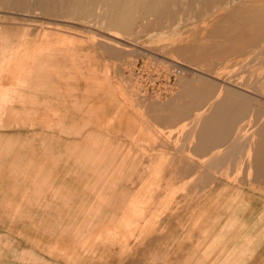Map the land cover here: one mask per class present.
<instances>
[{"label": "rangeland", "instance_id": "374dc122", "mask_svg": "<svg viewBox=\"0 0 264 264\" xmlns=\"http://www.w3.org/2000/svg\"><path fill=\"white\" fill-rule=\"evenodd\" d=\"M97 1L77 20L49 0L48 14L34 0L0 1V216L27 224L26 264H51L40 253H65L48 241L62 238L72 264H264V181L253 180L264 169V81H246L263 69L264 4L175 2L147 21L135 1ZM146 51L188 67L175 95H143L128 77ZM185 83L187 103L153 108ZM212 103L225 107L206 112ZM207 124L252 141L190 144Z\"/></svg>", "mask_w": 264, "mask_h": 264}, {"label": "bare ground", "instance_id": "6f19581e", "mask_svg": "<svg viewBox=\"0 0 264 264\" xmlns=\"http://www.w3.org/2000/svg\"><path fill=\"white\" fill-rule=\"evenodd\" d=\"M0 1H3L4 3H9V4H11V5H20L22 2H23V0H0ZM50 1V4H49V6L51 7V8H58V9H60V11H59V14H58V16L59 17H63V18H69V19H73V20H77V19H80L81 18V12H82V7L84 6V4H90V3H97L98 1L97 0H90L89 2H83V0H49ZM125 1H128V0H118V2H120L121 4H122V2H125ZM132 1H135V3H137V4H139V5H141V9L140 10H142L143 12H141L140 14H139V16L141 17L142 16V18H144V20H147L148 21V19L149 18H151V17H153V15H157L158 17H164V16H170V15H172V6H173V4L175 3V2H177V3H179V5L181 4V6L183 7L184 5H186V4H188V2H193V3H197V4H205V3H212V4H224L225 5V7H227V8H230L231 10L232 9H234V10H237L238 8H236L235 6L237 5L236 3L238 2V3H241V2H245V1H252V0H132ZM41 2H42V0H34V5H38V9H43V11L46 13V14H48V11H49V8H44V7H42L41 6ZM257 2H259V5L260 6H263V4H264V0H262V1H257ZM136 4V5H137ZM29 6V5H28ZM29 9H30V7H27V10L26 11H29ZM222 9H224V8H222ZM221 9V10H222ZM230 10V11H231ZM209 11V10H208ZM255 15H264V8L262 7V12H255ZM264 17V16H263ZM210 18V17H209ZM220 19V18H219ZM141 20V19H140ZM113 24H112V26L114 27V28H118V26L119 27H121V29H124V27H122V26H120V25H117V22H115V19L113 18ZM204 21V20H203ZM148 23V22H147ZM149 25L151 24V23H148ZM231 24V23H230ZM137 26H138V24H137ZM140 26V25H139ZM137 28V27H136ZM229 28V27H228ZM231 30V29H230ZM124 31V30H123ZM219 33V32H218ZM222 36V35H221ZM229 36H231V35H229ZM232 38V37H231ZM220 39V38H219ZM227 39V38H226ZM233 39V38H232ZM223 43V42H222ZM221 44V43H220ZM260 45V44H259ZM215 46V45H214ZM217 47H218V45H216ZM261 46V45H260ZM264 46V45H263ZM216 47V48H217ZM258 47V46H257ZM211 48V47H210ZM253 48H255V47H253ZM260 48V47H259ZM262 48V47H261ZM261 48H260V50H261ZM227 50V49H226ZM250 50V49H249ZM251 50H252V48H251ZM254 50V49H253ZM257 50V49H256ZM256 50H255V54L254 55H257L256 54ZM246 51V50H245ZM262 51V50H261ZM257 52H258V50H257ZM144 55H149V54H151L152 52H149V51H146V52H142ZM259 53H260V51H259ZM258 53V54H259ZM240 54V53H239ZM229 55V54H228ZM239 56V55H238ZM237 56V57H238ZM162 57V56H161ZM255 58H257L258 57V55H257V57L256 56H254ZM253 57V58H254ZM262 57H263V55H262ZM235 58V57H234ZM252 58V57H251ZM233 59V58H232ZM231 59V60H232ZM249 59V58H248ZM262 59V58H261ZM261 59L259 60V62L261 61ZM229 60V59H228ZM244 60V59H243ZM254 60V59H253ZM257 60V59H256ZM263 60V59H262ZM249 62H250V60H248ZM227 62V61H226ZM244 62V61H243ZM249 62H245V63H249ZM253 62V61H252ZM224 63H225V61H224ZM245 63H243V65L245 64ZM258 63V62H257ZM253 65V64H252ZM240 66H242V64L240 65ZM239 66V67H240ZM257 66V65H256ZM255 66V68H257ZM250 67H251V65H250ZM260 67H262L263 69H261L260 68V70H261V72L259 73V72H255L256 74L254 75V74H248V73H246V74H248V76H247V80L246 81H253L256 77H258L257 79L259 80L260 78H262V80L264 81V61H263V66H260ZM254 68V69H255ZM238 69V68H237ZM236 69V70H237ZM259 68H257V70H258ZM242 71H244V70H242ZM251 71V70H250ZM255 71H256V69H255ZM233 74H234V72H235V70H234V72H233V70L231 71ZM231 75V74H230ZM229 75V76H230ZM228 76V77H229ZM232 77V76H231ZM230 77V78H231ZM182 78V76H180L179 77V79H181ZM237 78V77H236ZM239 78V77H238ZM179 82V81H178ZM233 82V81H232ZM254 83L256 82V81H253ZM253 82L252 83H250V84H253ZM249 83V82H248ZM261 83V82H260ZM263 83V82H262ZM261 83V84H262ZM249 84V85H250ZM244 85H245V83H244ZM249 85H246V86H249ZM245 86V87H246ZM259 86H260V84H259ZM258 86V87H259ZM225 87V86H224ZM249 87H251V86H249ZM248 87V88H249ZM252 87H253V85H252ZM183 90H182V93L180 94V98L178 99V100H176V101H170V102H168V103H159V104H154L153 106V108L155 109V108H157V109H159V108H162V107H173V106H176L177 104H178V101L179 102H181V101H185V103H187V98L189 97V96H191L192 95V86L190 85V84H188V83H185L184 85H183ZM260 88V87H259ZM221 90H222V87H221ZM220 89H219V93H222V91H221ZM228 90H232V89H228ZM260 90V89H259ZM178 91V90H177ZM196 91V90H195ZM248 93V92H247ZM257 94H258V91L256 92ZM176 94V93H175ZM174 94V95H175ZM220 95V94H219ZM219 95L217 94V97L219 98ZM223 95V94H222ZM244 95V94H243ZM252 96H253V93H252ZM251 96V97H252ZM227 97V96H226ZM225 97V98H226ZM246 97V96H245ZM217 98V99H218ZM241 98V97H240ZM257 98V97H256ZM255 98V99H256ZM177 99V98H176ZM186 99V100H185ZM220 99V98H219ZM237 99V98H236ZM235 99V100H236ZM249 99H250V97H249ZM194 100V99H193ZM222 100V99H221ZM234 100V101H235ZM219 101V100H218ZM223 101H224V99H223ZM248 101V100H247ZM250 102L252 101V100H249ZM259 102V101H258ZM211 103V102H210ZM241 103V102H240ZM246 102H244L242 105L243 106H245L244 104H245ZM248 103V105H250V103L249 102H247ZM253 104V103H252ZM255 104V103H254ZM204 105V104H203ZM247 105V104H246ZM248 105H247V107H248ZM228 106V108H230V106L229 105H227ZM243 106H240V107H243ZM255 105H253V107H254ZM197 107V106H196ZM207 107H209V109H207L206 110V112L207 111H211V112H213L214 113V111H217V110H221L223 107H225L224 106V104L223 103H217V105H213V103L212 104H208V106H205V107H203V108H207ZM238 107V106H237ZM237 107H236V109H237ZM246 107V108H247ZM202 108V109H203ZM246 108L244 109V110H246ZM255 108V107H254ZM227 109V108H226ZM231 109V108H230ZM225 109H223V111H224ZM241 110V109H240ZM240 110H238V112L240 111ZM244 110H242L243 112H244ZM253 108H252V111L250 110V112L251 113H253ZM222 111V112H223ZM248 111V110H247ZM201 111H199L198 113H194V115H196V116H198L199 115V113H200ZM230 112V111H229ZM237 112V111H236ZM202 113H203V111H202ZM234 113H235V111H234ZM246 113V112H245ZM248 113V112H247ZM250 113V114H251ZM198 114V115H197ZM204 114H205V111H204ZM237 114V113H236ZM209 115V114H208ZM208 115H207V117H208ZM221 115V114H220ZM203 116V115H202ZM204 116H206V115H204ZM210 116H211V114H210ZM226 116V115H225ZM230 116V115H229ZM234 116V115H233ZM239 116V115H238ZM242 116V115H241ZM244 116H246V115H244ZM244 116L242 117V119L244 118ZM197 118V117H196ZM238 118V117H237ZM236 118V119H237ZM264 118V117H263ZM189 119H190V117H189ZM192 119V118H191ZM224 119H225V117H224ZM200 121V120H199ZM198 121V119H197V122H199ZM201 121H202V118H201ZM205 121V120H204ZM260 121H262L261 123H263V121H264V119H262V120H260ZM206 122V121H205ZM205 122L203 123V124H205ZM222 122V121H221ZM238 122H240V121H238ZM237 122V123H238ZM192 123V122H191ZM261 123H259V124H261ZM194 124H196V123H193V127H188L187 126V128L186 129H188V128H194L195 129V125ZM251 124V123H250ZM199 125V124H198ZM198 125H196V126H198ZM246 125V124H245ZM249 125V124H248ZM252 125V124H251ZM190 126H192V125H190ZM226 126V125H225ZM236 126H237V124H236ZM186 127V126H185ZM199 127V126H198ZM258 127V126H257ZM256 127V128H257ZM197 128V127H196ZM238 128V127H237ZM254 128H255V126H254ZM254 128H253V132H255L254 131ZM186 129H185V133L187 132L186 131ZM235 129V128H234ZM247 129V128H246ZM250 129H252V127H250V125H249V130ZM236 130V129H235ZM191 131V130H190ZM195 131V130H194ZM233 131V130H232ZM191 132H193V129H192V131ZM191 132L189 133L190 135H191ZM235 132V131H234ZM234 132H233V135H234ZM250 132V131H249ZM183 133H184V130H183ZM195 133V132H194ZM198 137H194L192 140H189V141H191L190 142V144H201L203 141L204 142H208V143H214V142H228L229 143V141H232L231 143H233L234 144V148H240L241 150L243 149L242 147L244 146V147H246V145H248L249 146V144H250V142L252 141L251 140V138H250V135L249 134H247L246 136H245V141H242V139H239L238 138V136H234V138H232V136L230 135L231 134V132H230V130L229 129H224L223 127H221V125H214V124H212V125H210V124H207L206 125V127L202 130V131H200V132H198ZM235 135H237V134H235ZM253 135V134H252ZM252 135H251V137H252ZM186 136V135H185ZM199 136H201V137H199ZM187 137L189 138L190 136L189 135H187ZM254 137L255 136H253V139H254ZM192 138V137H191ZM190 138V139H191ZM188 139H186L185 140V142L187 141ZM187 143V142H186ZM227 144V143H226ZM226 144H225V146H226ZM185 145V144H184ZM188 145V144H187ZM229 145V144H228ZM224 146V147H225ZM229 146H231V145H229ZM247 146V147H248ZM200 148V147H199ZM204 148V147H203ZM202 148V149H203ZM231 148H233L232 146H231ZM231 148H229V149H227L225 152H229V151H231L230 149ZM251 148V147H250ZM224 149V148H223ZM252 149V148H251ZM220 150V149H219ZM219 150H217V151H219ZM240 151V150H239ZM239 151H237V152H239ZM215 153H216V151H214ZM242 152V151H241ZM243 152L245 153V151L243 150ZM243 152H242V154H243ZM215 153H213L214 155H215ZM218 153V152H217ZM236 153V152H235ZM249 153V152H248ZM194 154H196V153H194ZM213 154H211V155H213ZM238 154V153H237ZM246 154H247V149H246ZM224 155H225V153H224ZM228 155V154H227ZM240 155H241V153H240ZM249 155V156H248ZM250 155L251 154H247V158L246 159H248V157L250 158ZM229 157H230V155H228ZM227 156V157H228ZM235 156V155H234ZM224 157V156H223ZM219 159H220V156L218 157ZM236 159H238V158H236ZM235 160V159H234ZM217 161V160H216ZM215 161V162H216ZM231 161V160H230ZM240 161V160H239ZM225 162V161H224ZM235 162H236V160H235ZM224 164V163H223ZM231 164H234V162L233 163H231ZM231 164H230V166H231ZM212 164H210V166H211ZM213 165H214V162H213ZM226 166H227V162H226ZM241 166V165H240ZM220 167V166H219ZM242 167V166H241ZM241 167H240V169H241ZM219 169V168H218ZM214 173V172H213Z\"/></svg>", "mask_w": 264, "mask_h": 264}, {"label": "built area", "instance_id": "2783aa9c", "mask_svg": "<svg viewBox=\"0 0 264 264\" xmlns=\"http://www.w3.org/2000/svg\"><path fill=\"white\" fill-rule=\"evenodd\" d=\"M128 77L146 96L167 98L177 90V82L188 67L176 60H165L160 55H143L126 64Z\"/></svg>", "mask_w": 264, "mask_h": 264}, {"label": "crops", "instance_id": "0c3cea01", "mask_svg": "<svg viewBox=\"0 0 264 264\" xmlns=\"http://www.w3.org/2000/svg\"><path fill=\"white\" fill-rule=\"evenodd\" d=\"M23 153L18 155V160L21 161ZM23 162L25 159H22ZM263 168V167H262ZM256 181H264V169L261 171L259 178L253 179ZM15 181L14 178L8 176L5 184L6 190L10 187L11 183ZM27 224L15 223L13 225L4 216H0V264H26L27 256ZM18 231V232H16ZM41 241L40 245L44 244V239H38ZM50 245H58L59 248L65 253H56L52 257L43 254L41 251L40 257L43 262L51 264H72L70 261L74 260V254L72 252L69 238L57 239L56 243H53V239H48ZM6 244L11 245V249H7Z\"/></svg>", "mask_w": 264, "mask_h": 264}]
</instances>
